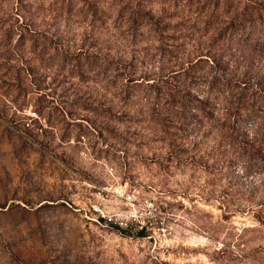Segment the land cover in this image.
Returning <instances> with one entry per match:
<instances>
[{"label": "rangeland", "instance_id": "rangeland-1", "mask_svg": "<svg viewBox=\"0 0 264 264\" xmlns=\"http://www.w3.org/2000/svg\"><path fill=\"white\" fill-rule=\"evenodd\" d=\"M248 1L0 0V264H264V157L220 137L203 81L213 114L182 141L161 110Z\"/></svg>", "mask_w": 264, "mask_h": 264}, {"label": "trees", "instance_id": "trees-1", "mask_svg": "<svg viewBox=\"0 0 264 264\" xmlns=\"http://www.w3.org/2000/svg\"><path fill=\"white\" fill-rule=\"evenodd\" d=\"M248 4L257 7L244 18L233 17L230 20L212 22L216 23L213 27L217 32L215 31L202 47L199 42L194 44L196 51L181 59L177 69L170 70L168 75L173 80L181 77L174 83L176 86L171 83L168 87L169 92L165 93L166 98H163L166 105L161 108L164 114H171L170 124L173 122L178 124L177 127L174 126L176 132H171L172 140L182 141L183 127L200 125V118L206 121L212 116L213 106L208 105L209 96L206 90H194L191 87L195 81H203L207 85V90L216 88L218 92L213 94L220 99L218 115L221 118L216 119L220 127L218 131L220 137H228L237 156L242 154L248 159L264 157V150L259 148L264 144V14L259 11V6L263 2L249 0ZM210 22L206 20L193 22L189 26L191 34L188 35V39L193 41L196 33L198 36L195 39H202L206 34L202 29L208 27ZM219 25L222 27L219 28ZM225 32L227 35L223 36ZM230 65L233 72L223 74L222 71L227 70V66ZM204 68L210 73L199 72ZM177 75L180 77L176 78ZM140 77L141 80L145 79V75ZM163 77L155 76L153 81L167 79ZM171 86L174 89H171ZM145 99H150L149 94ZM192 113H197V116H191L195 115ZM249 117L257 120L254 134L250 138L239 126L240 121ZM192 118L195 120L192 121Z\"/></svg>", "mask_w": 264, "mask_h": 264}]
</instances>
